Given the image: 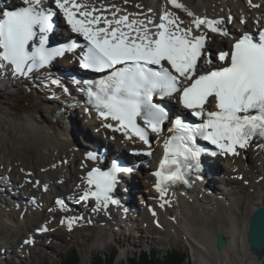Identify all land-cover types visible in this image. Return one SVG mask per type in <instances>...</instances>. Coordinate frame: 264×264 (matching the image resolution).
<instances>
[{
  "label": "snow or ice",
  "instance_id": "1",
  "mask_svg": "<svg viewBox=\"0 0 264 264\" xmlns=\"http://www.w3.org/2000/svg\"><path fill=\"white\" fill-rule=\"evenodd\" d=\"M167 3L192 17L190 25L183 26L180 17L167 7L158 23L142 13L120 14L115 5L109 18L106 9H98L87 0H20L19 5L0 8V72L10 68L15 77H29L66 53L75 56L80 47L76 42L49 46L54 18L62 14L71 32L87 42L79 54V66L108 72L99 81L85 82L87 88L83 89L101 118L117 122L105 127L123 132L128 139L131 132L149 144V129L159 135L170 119L167 108L154 100L157 96L161 100L177 97L183 109L199 118V123H189L178 116L167 129L171 135L164 140L163 159L153 173L157 178L154 186L162 198L169 184H189L187 174L193 169L201 171L205 150L198 146V137L216 147L218 152L211 153L213 156H236L254 140L264 141V28L258 34L246 33L235 39L230 51L216 54L218 67L200 71L201 62L213 64L206 47L207 32L221 37H228L229 32L221 26L223 20L195 15L179 0ZM248 3L258 7L252 0ZM50 83L60 85L61 81L51 79ZM213 103L215 110L209 107ZM138 119L145 127L137 123ZM125 171L131 169L115 163L109 171L92 168L85 177L88 187L77 203L94 198V211L119 204L112 192L118 174ZM56 204L64 206L59 199ZM60 223L71 230L76 218ZM38 231L49 229L45 226ZM23 243L31 245L34 241L29 238Z\"/></svg>",
  "mask_w": 264,
  "mask_h": 264
},
{
  "label": "bare ground",
  "instance_id": "2",
  "mask_svg": "<svg viewBox=\"0 0 264 264\" xmlns=\"http://www.w3.org/2000/svg\"><path fill=\"white\" fill-rule=\"evenodd\" d=\"M180 1L195 15L207 16L209 18H214L215 16L234 18V23L231 31L229 30L228 37H219L207 33L209 36L207 50L214 54L219 49L225 47L229 40L239 37L244 31L259 30V28L264 26V0H252V4L258 5V7L251 6L248 0ZM0 2V6L2 7L13 3L10 0H0ZM87 2L93 4L95 7H101L98 8L101 10L104 7L115 5L121 9L120 14L127 13L134 15L142 13L152 17L157 23L159 22L160 14L166 7L180 17L183 21V26H189L192 20V17H189L183 10L175 9L169 5L167 0H146V2L138 1L137 3L130 0H127V2L125 0H87ZM149 9H151L150 12ZM113 10L112 8L111 11ZM111 11L105 12L109 18L111 17ZM238 31L241 33L238 34ZM69 57L76 59L77 54L75 56L71 54ZM60 62L63 68L69 67L72 64L69 62L67 63L69 66H66V61L61 60ZM34 75L35 72L31 74V76ZM64 78L69 80L66 76ZM37 81V76H35L33 82ZM38 82H40V88H42L43 82ZM26 83L22 77L13 76L12 78H7L5 76L0 78V95L2 96L6 95V92H2L5 91V86H18L17 88L11 86L16 92L10 94L9 98L0 99V164L7 169L6 173L9 177L8 188L11 186L15 188L16 186L20 187L22 192L19 196H24L25 198L16 206H0V212L2 211L3 214H7L8 217L13 218L15 222L16 220L18 222L20 218L21 223H23L25 232H22L23 236L18 240L21 252L26 248L23 245L24 238L29 233L37 234L38 231H34L35 228L38 230L43 225L59 228L57 230L67 228L66 225L58 226L56 224L61 214L55 208V196L52 200L51 196L66 195L67 192L62 189V185L73 192L76 186L78 187L83 183L82 175L86 167L85 163L79 158L82 152L88 151L93 146L108 144L110 145L111 152L114 153L112 144L114 142L120 143L126 149L136 147L139 144L136 140H127L126 136L121 133L108 131L100 123H97L95 128L92 129L89 124L79 121L78 115L75 114V109L64 108L59 116L54 115L55 110L61 106L60 100L58 102L56 99L47 97L46 93L37 90L32 83L30 89L26 90ZM49 87L61 86L50 83ZM40 90L44 91L43 89ZM70 91L69 94H71ZM30 99L37 100L29 102L28 100ZM41 99L52 101V105L46 104ZM26 120H33V125L26 122ZM8 122H11L14 127L18 125L26 127L29 133L21 134L27 137V139L21 137L11 123ZM30 127H34V130H31ZM65 137L68 138L66 160L63 158L65 146L67 145ZM251 157L253 159L249 162L242 156L232 159L233 165L229 170L221 167L218 160L207 161L211 175L207 174L206 171L204 172L201 180L202 188L200 191L195 192L196 196L203 193L206 194L205 196L211 198L209 201L203 203V205L205 204L204 206L198 208L191 202V195L186 196L181 190L168 193V196L173 198L174 209L168 206L166 210L171 211V215H176V222L170 220V215L167 218L162 217L163 225L169 226V231L176 229L179 235H189L191 237V245L207 254L208 252L210 253L207 256L210 259L208 262L211 264H264V250L263 258L258 259L251 252V248L246 241L251 215L257 208L264 205V178L258 181V178L264 175V157L256 149L251 150ZM66 163L71 168H67L65 166ZM73 163L74 166H78L77 169L72 167ZM236 174H243L244 179L240 180L236 178ZM67 175H69V180H67ZM141 175V177L139 175L138 180L132 188L118 187L119 196H121L123 204L115 205L116 215L123 222L129 223V231L134 228L135 230L138 229L136 225L139 223L146 229H150L151 226L153 228L156 227L153 224L154 218L158 217L161 213L160 209H157V215L152 216L148 210H145L141 216V220L137 218L134 207L144 204L145 199L150 200L149 204H151L155 197L154 180L151 174L149 171L147 173L142 171ZM218 180L224 181L223 184L230 186L232 189L237 188L238 192L236 194L233 193L235 195H231L228 189L220 187L221 184L218 183ZM45 186H47V190H45ZM138 192L144 194L143 198L141 195H136ZM0 195H2L0 198L4 196V191L1 189ZM229 195L234 200L230 201ZM14 196L16 195L14 194ZM30 197H37V204L29 200L28 198ZM139 198L141 199L140 203L138 201ZM71 203L73 204V202ZM190 204H193L195 208L189 207L191 206ZM124 206L130 207V211H123ZM50 209H53V211H49ZM201 209L206 216L202 215ZM178 211L180 215H177ZM75 213L78 214L79 212ZM90 215L91 213L86 212V220H89ZM94 217L97 220L99 219L100 223L105 222V232L106 234H110L108 231L111 232L113 228L111 221L97 212L94 213ZM134 219L135 221H133ZM136 221H139V223ZM86 223L81 226L74 224L71 233L88 227ZM109 227L110 230H107ZM153 231V233L161 232L158 228H154ZM218 234H224L228 238V245L222 250H217L215 245V238ZM48 235L51 236L52 232L50 231ZM37 236L42 242L39 241L41 245L48 246L50 242L46 240L48 237L43 235L40 238L41 234ZM12 245L10 242H5L3 251L0 250V264L8 262L5 259V255H10ZM37 248L38 246L34 249ZM83 264L86 263L84 262Z\"/></svg>",
  "mask_w": 264,
  "mask_h": 264
},
{
  "label": "rangeland",
  "instance_id": "3",
  "mask_svg": "<svg viewBox=\"0 0 264 264\" xmlns=\"http://www.w3.org/2000/svg\"><path fill=\"white\" fill-rule=\"evenodd\" d=\"M132 1H136V0H132ZM139 1L146 2V0H139ZM230 42L231 40L227 42L228 46ZM11 86L13 85L5 86V91H2V92L4 93L6 92V95L5 96L0 95V99H7L9 98L10 94L16 92V90L14 88L12 89ZM13 87L17 88L18 86H13ZM36 100L37 99H30L28 101L34 102ZM42 101L45 102L46 104L52 105V101H44V100ZM11 110L14 111L13 108H11ZM78 118H79V121L81 122V115H79ZM26 122L31 123L33 125V120H26ZM8 123H11V122H8ZM11 125L13 126L12 123ZM14 128L20 134L21 137H23L24 139H27V137L21 134V133H26V134L29 133V130L26 127L18 125ZM30 128L31 130H34V127H30ZM83 129H86V128H83ZM65 138H66L67 145L65 146V155L63 158L66 160L67 151H68L67 149L68 148V138L67 137ZM246 156L248 158V162L249 160L251 161L253 159L250 153L246 154ZM65 166L67 168H71V166L68 165L67 163L65 164ZM72 167L74 169H77L78 166L76 165L74 166V163H73ZM142 171H144V173L148 172V170L145 168H142ZM67 176L69 177V175ZM223 182L224 181L222 180H218V183L221 184L220 187H222V189L223 187L224 189H228L231 195H235L238 192L237 188L232 189L230 186H226L225 184H223ZM144 188H145V185H144ZM62 189H65L64 185H62ZM18 197H19V194H18ZM231 197L232 196H230V201H232ZM51 200H52V197H51ZM190 205L191 206L189 207L195 208L193 204H190ZM140 215H142V213ZM140 215H138V218H141ZM177 215H180L179 211ZM202 215H204V213H202ZM150 225L152 224L150 223ZM136 227H138V229L136 230L134 228L130 231L127 230L126 232L117 231L109 236L106 234V232L105 234L104 232H102L106 230L103 227L101 231L95 227L88 226L86 228L81 229L78 232H73V233L67 232L65 231V229L56 230L54 235L51 236V241L49 240L50 237L47 238L50 241L48 243V246L46 245L38 246L37 249H34L32 251V255L29 257L27 256L26 258L25 257L17 258L15 254H11V253L10 255L6 254L5 259L8 261L6 264H59L61 256L67 254L70 250L75 249V248L78 249L80 257H81L80 264H83L84 262L86 264H94V258L96 255L106 254V253L108 254L109 251L111 252L115 251L117 253V260L121 261L122 259H126L128 256H131L134 253L139 252V251H145V250L152 251L153 250L159 253H163L168 248H175L177 250L185 251L190 258V264H211L208 262V260L210 259L207 256L210 253L208 252L207 254L206 252L201 251L195 248L193 245H191V242H190L191 237L189 235H186V236L179 235L177 234L176 229H172L170 231L167 230L165 232L161 230V232L153 233L154 232L153 229L154 228L157 229L156 227L153 228L151 226L150 229H146L141 223L137 224ZM168 227L169 226H167V228ZM24 228L25 227L23 223H21L20 218L18 222L17 220L15 222L13 218L8 217L7 214H3L1 211L0 212V232H1L0 233V250L4 249L3 246L5 242H8V243L10 242V244L12 243L13 245L16 244V240H20V238L23 236L22 232H25ZM107 230H110V227ZM17 232H18V235L16 236ZM13 245H12V248L15 247Z\"/></svg>",
  "mask_w": 264,
  "mask_h": 264
},
{
  "label": "trees",
  "instance_id": "4",
  "mask_svg": "<svg viewBox=\"0 0 264 264\" xmlns=\"http://www.w3.org/2000/svg\"><path fill=\"white\" fill-rule=\"evenodd\" d=\"M81 257L78 249H72L62 255L59 264H80ZM94 264H190L188 254L183 250L168 248L165 252L139 251L126 259L117 260L115 251L107 254H98L94 258Z\"/></svg>",
  "mask_w": 264,
  "mask_h": 264
},
{
  "label": "water",
  "instance_id": "5",
  "mask_svg": "<svg viewBox=\"0 0 264 264\" xmlns=\"http://www.w3.org/2000/svg\"><path fill=\"white\" fill-rule=\"evenodd\" d=\"M246 241L251 247L252 253L258 258H263L264 250V205L257 208L249 220ZM217 250H222L228 245V238L224 234H218L215 238Z\"/></svg>",
  "mask_w": 264,
  "mask_h": 264
}]
</instances>
